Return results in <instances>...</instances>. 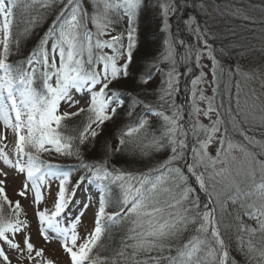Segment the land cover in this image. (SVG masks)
<instances>
[{"label": "snow or ice", "instance_id": "obj_1", "mask_svg": "<svg viewBox=\"0 0 264 264\" xmlns=\"http://www.w3.org/2000/svg\"><path fill=\"white\" fill-rule=\"evenodd\" d=\"M52 5L58 7L52 23L38 38V47L23 63H9L14 24H23V32L19 34L23 39L41 24L42 17L33 14V10L38 7L47 10ZM18 6L19 0H0V31L3 33L0 121L9 125L14 113L16 152L21 158L12 164L5 157L4 163L24 176L16 195L28 200L37 235L46 244L56 241L67 257V264H120V261L123 264H237L227 250V241L233 236L237 250L246 258L245 264H264V182L256 187L255 193L241 187L244 182L239 178L250 176L251 172L238 164L235 157L229 158L232 149L245 151L229 135L239 132L249 144L258 145L262 155L264 143L245 135L237 122L238 115L232 116V109L216 103V97L225 94L229 86L225 84L220 88L224 69L209 42L208 30L196 27L194 31L203 42V49L190 45L178 61L177 56L181 54L170 32L169 7L161 5L160 31L165 33V38L158 54L147 58L146 67L150 70L147 78L141 80L143 73L133 77L132 67L134 53L139 55L143 51L138 30L139 17L147 8L146 0L105 2L102 9L97 2L92 13L80 0H40L39 5L35 0H25L23 7L29 12L27 16L22 14L19 20ZM124 20L127 22L124 31L109 39L101 38ZM88 21L95 27V33L88 28ZM186 23L190 25L194 20ZM49 41H52L50 50ZM15 51H20L18 42ZM193 55L201 70L190 81L191 105L187 113L189 119L185 122L183 107L176 103L181 77L177 66L180 62L187 65ZM203 55L211 61V84L215 85L212 96H206L203 87L197 88L207 83L202 70L204 65L200 64ZM152 70L159 71L162 77L154 101H150V93L144 91L153 79ZM185 71L190 73L192 69L187 67ZM122 81L132 85L134 96L120 92ZM74 90L83 94L87 106L78 107L75 112L60 113L62 102L68 107L79 105L80 101L73 99ZM141 95L143 98H138ZM129 99L131 103L126 104ZM198 102L206 103L207 107L201 109ZM201 113L209 118L210 125L199 122ZM210 114H215V119ZM122 115L132 120L117 125L115 131L105 135L106 127L115 124L116 118ZM153 115L159 118V128L153 129L151 121L145 118ZM72 117H77L78 121L69 127L67 122ZM21 131L24 134H20ZM113 136L115 144L111 142ZM141 138L149 142L140 146L137 141ZM214 142H218L219 147L212 157L207 148ZM85 148L89 153L96 152L97 157L89 160ZM53 150L77 163L68 171L51 163L45 168L38 154ZM129 153L144 156L159 153L162 158L147 172L139 173L113 164L116 157ZM259 166L264 177V161L259 162ZM73 169L79 173L75 182ZM189 174L199 190L208 195V202L203 206L195 194L196 189L188 183ZM0 177V264H12L13 259L22 264L25 258L28 264H55L52 259H38L44 256V249H37L33 243L28 210L21 200L13 202L7 195L8 172L0 170ZM85 179L97 185L91 195L98 200V210L94 229L78 244L77 224L91 201L83 202L68 226L67 212ZM54 180L59 181V186L53 197ZM217 185L220 191L215 193ZM45 188L54 199V210L40 208ZM114 188L119 190L118 194ZM228 200L233 204L239 201L243 215L255 220L258 228L249 226L240 214L232 217L226 210ZM109 207L116 210L108 212ZM105 220L119 224L125 233L114 260L90 256L102 236L110 231ZM186 232L193 234L177 245L175 242ZM140 256L145 258L140 259Z\"/></svg>", "mask_w": 264, "mask_h": 264}, {"label": "rangeland", "instance_id": "obj_2", "mask_svg": "<svg viewBox=\"0 0 264 264\" xmlns=\"http://www.w3.org/2000/svg\"><path fill=\"white\" fill-rule=\"evenodd\" d=\"M25 0H19V3ZM184 1L187 2L188 5L184 4ZM86 2H91L94 5L98 2L102 6L105 2H115V0H88ZM237 2L241 4L240 0H146L147 8L143 10L142 13H149L153 16L154 19H157V23L159 25V31L162 24V12L163 9L161 5L167 4L169 7V17L168 22L170 21L175 15H185L188 10L187 8L191 9L193 7L201 14L202 20H196L193 16L188 17L189 20H194V23L190 25L186 23L189 32L192 35V42H187L183 39H172L175 41V46L177 48V52L181 49V55L177 56V60L181 61L182 54L186 51L188 46H193L197 48L203 49V42L198 40L195 29L199 26L200 29H207L208 35L210 37V43L212 44L213 49L215 50L214 54L216 55L217 59L220 62V67L224 69L223 74L221 75V82L220 88L223 89L224 85L227 84L229 86L228 91L223 94L222 96L216 97V103L220 104L223 103L224 108L232 109V116L238 115V124L240 130L245 132L250 138H254L255 141H260L264 143V0H246V4H249V10L245 11L243 14L235 15L233 9L240 8V5L237 6ZM20 3V4H21ZM190 4V5H189ZM247 7V8H248ZM254 7V8H252ZM93 9V6L91 7ZM246 8V9H247ZM234 14H231L230 18L225 19L223 17L224 11H229ZM255 11V14L250 17V20L244 19V17L250 16L249 11ZM240 11V9H238ZM93 12V10H92ZM143 15V14H142ZM139 17L140 20L146 19L148 17L142 16ZM151 17V16H150ZM185 17V16H184ZM240 17H243L244 27L240 24ZM230 19V22L227 21ZM188 21V20H187ZM248 21V22H247ZM123 28L119 31L117 28H111L108 30V33L101 37L102 39H109L113 35H117L120 32L124 31L127 26L126 20L121 22ZM145 30V29H144ZM143 30V32H144ZM177 31L176 29L171 28L170 24V32L172 34L173 31ZM96 29H93V33H95ZM159 38L161 43L165 38V33L160 31ZM3 40V33L0 31V41ZM183 41L184 44L181 45L179 42ZM52 41L48 43L51 46ZM51 48V47H50ZM49 49V47H48ZM50 50V49H49ZM0 51H2V44H0ZM104 52L111 54L110 50L104 49ZM59 63V57L57 55V65ZM138 60L135 56L133 57V67H132V75L139 74V72L143 73L140 77H144L146 79V74L150 70V68L146 67L148 64L147 61H144L142 65L138 68ZM200 64L204 65L203 71L205 72V80L207 83H203L198 85L197 88L200 87L204 88V93L206 96H212V87L215 85L211 84L212 75H211V61L207 58L206 55L201 56ZM180 63H178V71L181 72L180 77V90L183 91V96H185V100L183 103H177L181 105L184 110L185 115V122L188 121L189 117L187 115L188 111L190 110L191 105V79L195 78L198 75L200 68H197L195 63V56L193 55L188 64L183 66V69H179ZM187 67H191L192 71L186 72L185 69ZM138 68V69H137ZM141 68V69H140ZM152 73H159V77H156L157 83L156 88L154 87L149 88L151 85L150 83L147 85V88L144 90L150 95L152 92L155 93L157 90L160 82H161V73L159 71L152 70ZM230 73V74H229ZM2 74V73H0ZM154 75V74H153ZM132 85L127 82H120L119 90L120 92L125 95L132 97L135 95L131 91ZM155 89V90H154ZM82 93H78L75 90L73 91V99L79 100V105H75L73 107H68L67 104L61 103L59 108V112H75L78 107H86V103L82 98ZM149 95V96H150ZM177 96V95H176ZM138 98H143V96H139ZM150 101H154L153 98L148 97ZM131 99L126 101V104H130ZM198 106L201 109L207 107L206 103L198 102ZM221 112L224 109H220ZM212 119H215V114H210ZM127 116V115H125ZM154 116V115H153ZM155 117V116H154ZM73 118V117H72ZM157 117H155L156 119ZM224 118V117H222ZM227 119H231L228 117ZM199 122L204 125H210L211 121L209 118L204 117L202 113L199 116ZM55 127V125H53ZM113 128L115 130L117 124H113ZM228 127H231L229 124ZM223 131V129H222ZM109 131H105V135L108 134ZM20 134H24L21 131ZM219 135V134H217ZM229 138L237 144H240L244 147L245 151L242 152L239 149H232L230 152L231 157H235V160L238 164L242 167L248 169L251 174L256 172H261L259 162L264 161V155L261 154V149L258 145L249 144L247 140L242 137L239 132H231ZM102 139V138H101ZM16 140H17V132L15 129V121H14V113L12 114V122L9 125H4L3 121H0V152L3 155H0V170L7 171L9 174V179L5 182V188L7 195L9 198L15 202L16 200H21L19 196L16 195V190L19 189L21 182L24 179V176L17 173L11 165H6L4 163L5 157H7L12 164H15L18 157L16 152ZM189 143L191 144L192 141L190 140ZM219 147L218 142H214L210 144L207 148V152L210 156H216V150ZM227 146L225 145V148ZM27 150V149H26ZM88 149L85 148L84 152L87 154ZM245 152L248 155H245ZM47 153L49 158H57L58 154L54 152ZM42 155V154H41ZM88 155V154H87ZM94 155H98L97 153ZM95 157V156H94ZM253 157H255V161H253ZM23 159H26L24 157ZM190 159V156H189ZM52 160V159H51ZM43 170V169H42ZM2 178V177H0ZM240 179V178H239ZM89 183L88 180L86 183ZM59 181L54 180L51 192L54 194L58 190ZM210 191H213L212 186L210 185ZM220 191V186L217 185L214 189L215 193ZM43 194V201L40 205L42 209H49L54 210V199L49 197V191L47 188L42 189ZM21 203L24 208L28 210L29 222L32 225V237L33 243L35 244L37 249L43 248L44 249V256L42 260L52 259L55 261V264H67V257L63 254L60 249L59 244L56 241H53L49 244H46L36 233V223L35 221L31 220L32 217V208L29 207L28 200H21ZM35 207V206H33ZM69 211L67 215L69 217V221L66 222V226L70 224L71 221L75 220L76 215L80 212L81 208L76 205V203H72L69 205ZM98 210V202L95 204L91 203L87 210L83 213L80 217V222L77 224V234L80 237L78 240L79 243H83L84 238L87 237L88 234L94 229L95 223V213ZM108 212H113L107 209ZM108 221H104L106 223ZM90 256L93 258L97 257V254L101 255V248L104 249L98 242ZM98 248V251H97ZM12 264H17V261L13 259ZM22 264H28L27 259L22 262ZM87 264V262H86Z\"/></svg>", "mask_w": 264, "mask_h": 264}, {"label": "trees", "instance_id": "obj_3", "mask_svg": "<svg viewBox=\"0 0 264 264\" xmlns=\"http://www.w3.org/2000/svg\"><path fill=\"white\" fill-rule=\"evenodd\" d=\"M86 1H88V0H80V2L83 3L85 9L89 13H92L93 9L91 7L94 6V4L91 2H86ZM90 1H92V0H90ZM240 1L242 2V6H241V4H239L237 2V4H238L237 6L240 5V8L235 7L233 9L234 14L239 15V16L241 14H243L245 11L249 10L248 5L251 3V0H248L249 4H246V0H240ZM35 2L37 5H39L40 0H35ZM49 2H50V0H49ZM65 2H66V0H65ZM20 3H19V6L16 10V15H17L18 20L22 14L27 16V14L29 12L28 9L23 7L25 1H23L21 4ZM184 4L188 5L187 2H185V1H184ZM57 7H58V5H52L47 10H45L42 7H38L37 9L33 10V14H39L42 17L41 24L39 27H37L35 29L34 32L31 33V35H29L23 39H21L20 35H19L20 33L23 32V27H24L23 24H19V25L14 24V26H13L12 55H10V57H9V63H12L14 65L18 64V63H23L26 60L27 56L30 53H32L38 47L37 40L39 37H41L43 35V33L47 29L48 25H50L52 23V20L54 19V12H55ZM190 8L191 9L187 8L188 10H186L189 13H186L183 16L178 14V15H175V17H173L171 19V21H170L171 28L177 30V31L174 30L172 32L173 39H177V40L183 39V40H186L187 42L188 41L190 43L192 42V35L189 32L187 25H186V21L189 20L187 18L190 16H193L194 19H196V20H202V16L194 8V6L190 7ZM252 8H254V7H252ZM238 9H240V11H238ZM142 14H141L142 16H146L148 18L140 20V23H139L138 40L140 41V48H142L143 51H141L139 55L135 54V56L138 60V64H140V65L137 64L138 68L142 65V63L144 61L148 62L147 58L150 59L154 54H158V52L161 48V40L159 38L160 31H159V25L157 23V19H154L153 16L149 13H142ZM222 14H223V17L225 19H227V18H230L231 14H233V13L231 12V10H229V11H224ZM249 14H250V16H249L248 21L250 20V17L255 14V11H253V10L249 11ZM141 15H140V17H141ZM242 18L243 17H240V24L242 27H244L245 24H244V21ZM227 21L230 22V19ZM87 26L92 31L95 28L93 26L92 22H90V21L87 22ZM114 28H117L119 31H121L123 28V25L120 24V25L115 26ZM143 30H144V32H143ZM17 42H18V46L20 48L19 52L15 51L16 46H17ZM47 47H49V49H51L50 48L51 46L47 45ZM178 52L181 53V49H179ZM183 66H184V64L182 62H180L179 69L182 70ZM145 76L147 78V75H145ZM152 77H153V79L149 82L151 85L149 88L153 89L154 87L156 88V86H155L157 83L156 77H159V73H152ZM140 79L143 80L144 77L142 76V77H140ZM183 94L184 93L182 90H180V92L177 93V96H176V102L177 103H183V101L185 100V96H183ZM148 97L153 98L154 100L156 99L155 93H153V92H152V95H150ZM145 118H147L151 121L153 129L159 128V126H160L159 118L155 119L154 116L145 117ZM131 120H132L131 117L122 115V116H119L116 118L115 123L117 125L122 126L124 124H128ZM77 121H78L77 117L71 118V120L67 122L68 126L71 127L72 125L77 123ZM63 125H64V122H62V126ZM113 127H114L113 124H110L106 127L105 131L106 132L107 131H109V132L115 131ZM58 131H59V129H58ZM111 142L113 144L116 143V137L115 136H113ZM148 142H149L148 140L143 139V138H141L139 141H137V143L140 144V146L146 145ZM94 153L96 154V152H90L89 153L87 151L88 155L87 154H85V155L89 160H93L97 157V155H94ZM38 155H39L40 160H43L45 162L44 165L51 163L53 165L60 166L62 168V170H66V171L71 170L70 168H72V166L77 163L75 159L66 158V157H63L59 154H58L57 158H49L47 153H42V155L41 154H38ZM158 158H162L161 154H159V153H154V154L149 155V156H144V155H140V154L134 155L132 153H129L126 155L116 157L113 160V164L122 170H126V171L133 172V173L147 172V170L150 167L155 166ZM72 176H73V181L75 182L79 176V173L76 172L75 169H73L72 170ZM239 180L244 182L241 184V187L244 188L245 191H250L252 193H255L256 187L261 182H264V177H262L261 172H256V173L251 174L250 176L241 177ZM253 182H254V184H253ZM188 183L193 188L196 189L195 194L200 197L201 206H203L204 203H207L208 202V195L205 192L199 190V187L196 184L195 179L190 174H189ZM114 191L117 194L119 193L118 189L114 188ZM247 199L251 200L252 197H248ZM109 208L111 211L116 210L113 207H109ZM226 210L228 213H230L232 215V217H235L237 214H240L241 218L249 226L258 228V225H257L255 220H251L247 216L243 215V209L241 208L239 201L236 204H233L231 202V200H228L226 202ZM225 220L227 222V217H225ZM105 224L110 229V231L106 232L102 236L100 245L102 247H104V249L101 248L102 253H101V255L97 254V256L100 257L101 260H104L105 258H111L112 260H114L115 259L114 254L116 252H118L119 249L122 247L121 241L124 238L125 233L122 230L121 226L117 223L106 222ZM191 234H193V233H188V232L184 233V236L181 237L180 240H177L175 243L177 245H179L182 240H185ZM227 243H228L227 250L229 251L230 256L236 260L237 264H245L246 258L240 251L237 250L238 245L236 243L234 236L231 239H229L227 241ZM97 251H98V248H97ZM139 258L144 259L145 257L140 256ZM120 264H123V261H120Z\"/></svg>", "mask_w": 264, "mask_h": 264}]
</instances>
